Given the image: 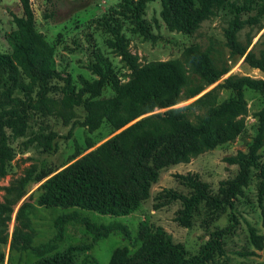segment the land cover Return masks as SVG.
<instances>
[{
    "label": "rangeland",
    "instance_id": "374dc122",
    "mask_svg": "<svg viewBox=\"0 0 264 264\" xmlns=\"http://www.w3.org/2000/svg\"><path fill=\"white\" fill-rule=\"evenodd\" d=\"M121 2L30 0L35 30L52 48L54 69L60 72L61 78L50 83L49 92L41 103H32L26 110L23 135L16 136L6 131L12 159L6 164L5 175L0 177V264H36L40 259L29 250H22L15 238H26L32 246L47 243L56 235V218L72 212L99 225L120 224L129 233V239L112 233L94 244L91 250L73 253L72 264H107L113 250L121 247L133 253L139 245L136 243L138 234L153 227L162 228L175 244L182 245L187 257L197 256L215 233L230 228L229 234L219 240L218 249L203 264H264V199L258 192L261 180L259 166H264V144L258 151V166L251 168L247 185L231 201V207L226 203L214 206L211 202H203L193 210L187 228L176 221L181 209L178 201L155 208L160 202L156 197L162 191L189 194L183 180L187 175H196L207 186L210 196L222 201L220 187L232 181L238 173V167L230 165L225 159L247 151L257 133V114L264 106V94L249 89L244 90L246 113L236 119L238 135L213 150L190 157L188 163L162 169L156 182L150 186L148 199L135 209L127 213L99 214L42 203L43 186L50 178L117 134H112L105 122L89 133L84 126L86 112L83 107L66 108L63 104L65 95H69L73 87L77 94L81 78L97 79L90 66L96 63L103 68L98 54L120 84L128 80L130 67L119 55L117 47H109L114 38L104 26L105 21L114 19L113 24L120 26L122 44L138 66L155 61L174 62L182 65L185 74L189 75L188 67L182 62V53L195 44L201 50L210 52L216 68L228 70L218 82L174 108L191 103L213 88H216L217 102L233 98V92L218 87L229 76L264 80V73L244 63L249 52L259 56L264 51V19L258 17L256 11L240 17L243 26L236 34V41L240 48H246V52L238 57L230 54L224 35L233 18L227 5H223L217 16L202 22L194 33L187 35L169 30L160 18V0H151L145 5L143 16L150 30L148 35L144 30L134 33L130 22L118 15ZM230 2L241 5L243 0ZM22 15L19 0H0V53H12L7 35L15 29L13 16ZM22 78L25 90L32 88L30 94L36 100V88L31 85L27 88L29 81ZM23 90L14 91L12 97L24 100ZM3 91L4 88L0 87V108H9L5 105ZM112 96L113 91L105 86L102 98ZM163 111H155L154 114ZM91 240V234L83 225L67 224L61 240L56 242V250L45 257L61 256L68 247L90 244Z\"/></svg>",
    "mask_w": 264,
    "mask_h": 264
},
{
    "label": "trees",
    "instance_id": "16d2710c",
    "mask_svg": "<svg viewBox=\"0 0 264 264\" xmlns=\"http://www.w3.org/2000/svg\"><path fill=\"white\" fill-rule=\"evenodd\" d=\"M149 1L122 0L119 5L118 15L130 22L134 33L144 30L150 35L143 19ZM160 3V18L166 27L187 35L194 33L202 22L217 16L223 5L229 6L233 18L224 35L230 54L238 57L246 52L236 41V34L243 26L241 15L256 11L258 17L264 19V0H243L241 5L230 0H160ZM19 4L23 15L13 16L15 29L7 35L12 53H0V87L4 88L2 96L9 107L0 108V177L5 175L6 164L12 159L6 131L23 135L26 110L32 103H41L49 92L50 83L61 78L60 72L54 69L52 48L35 30L30 0H19ZM113 22L114 19L104 22L114 38L109 47H117L119 55L127 61L131 70L128 80L120 84L98 54L103 68L96 63L90 66L97 79L81 78L77 94L73 87L69 92L73 97L65 95L63 104L66 108L83 107L86 112L84 126L89 133L104 122L112 134L121 131L50 178L43 186V204L99 214L127 213L148 199L150 186L162 169L188 163L190 157L213 150L238 135L236 119L246 113L244 90L264 94V80L229 76L218 87L233 92V98L217 102L216 88H213L191 103L174 108L218 82L228 70L216 68L210 52L195 44L182 53V62L188 67L189 75L182 65L174 62L155 61L138 66L122 44L120 26ZM244 63L264 73V51L259 56L249 52ZM22 76L29 81L27 88L29 85L36 88V100L30 94L32 88L25 90ZM105 86L113 91L112 97L102 98ZM19 89H24V100L12 97ZM160 110L164 111L154 114ZM257 117V133L247 151L225 159L238 167V173L220 187L223 202L212 198L207 186L196 175H187L183 180L189 194L162 191L156 197L160 202L155 208L178 201L181 209L176 221L187 228L193 210L203 202H211L214 206L226 203L231 207V201L247 185L251 168L258 166V151L264 144V106ZM259 175L258 192L264 199L263 165L259 166ZM71 223L87 228L92 236L91 243L68 247L61 256L45 257L56 250L64 227ZM54 225L56 235L47 243L32 246L26 238H15L22 250H29L40 259L36 264H72L73 253L91 250L94 244L112 233L129 239L128 231L120 224L99 225L87 217H80L77 212L58 216ZM229 232L230 228L215 233L197 256L187 257L182 245L175 244L162 228L153 227L138 234L136 243L139 245L133 253L126 247L116 248L107 264H203L218 249L219 240Z\"/></svg>",
    "mask_w": 264,
    "mask_h": 264
},
{
    "label": "water",
    "instance_id": "95a60500",
    "mask_svg": "<svg viewBox=\"0 0 264 264\" xmlns=\"http://www.w3.org/2000/svg\"><path fill=\"white\" fill-rule=\"evenodd\" d=\"M123 130V129H122ZM121 131V130H120ZM120 131H118L117 133H119Z\"/></svg>",
    "mask_w": 264,
    "mask_h": 264
}]
</instances>
